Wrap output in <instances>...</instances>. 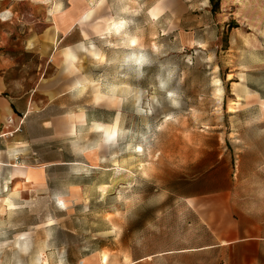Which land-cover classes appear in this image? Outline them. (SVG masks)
Wrapping results in <instances>:
<instances>
[{"label": "rangeland", "instance_id": "374dc122", "mask_svg": "<svg viewBox=\"0 0 264 264\" xmlns=\"http://www.w3.org/2000/svg\"><path fill=\"white\" fill-rule=\"evenodd\" d=\"M0 69L47 179L2 264H264L210 247L229 211L264 235V0H0Z\"/></svg>", "mask_w": 264, "mask_h": 264}, {"label": "crops", "instance_id": "0c3cea01", "mask_svg": "<svg viewBox=\"0 0 264 264\" xmlns=\"http://www.w3.org/2000/svg\"><path fill=\"white\" fill-rule=\"evenodd\" d=\"M13 88L11 71L0 69V249H5L11 243L13 185L16 183H19L20 187L27 186V184L42 185L47 180L43 167L24 166L21 157L19 162L13 164V154L21 155L24 151L26 143L21 139V128L35 106L31 93L11 95L9 92ZM28 174L29 178H27ZM230 214L231 211H229L227 234L216 235V226L213 225V244L210 247H228L241 260L245 259L243 251L246 250L247 254L253 257V251L261 250L264 245L261 226L253 222L251 224L252 233L249 234L247 230H242L238 226L236 219H232ZM247 236L252 241L245 239ZM240 249L242 252H239ZM0 264H2L1 260ZM241 264L248 263L242 261Z\"/></svg>", "mask_w": 264, "mask_h": 264}, {"label": "bare ground", "instance_id": "6f19581e", "mask_svg": "<svg viewBox=\"0 0 264 264\" xmlns=\"http://www.w3.org/2000/svg\"><path fill=\"white\" fill-rule=\"evenodd\" d=\"M116 125L117 124H115V126H113V128H111L110 125H106L105 126L104 133H105L106 140H110V139H113L115 137V135H116ZM104 262H106V259H104Z\"/></svg>", "mask_w": 264, "mask_h": 264}, {"label": "snow or ice", "instance_id": "6c2138e0", "mask_svg": "<svg viewBox=\"0 0 264 264\" xmlns=\"http://www.w3.org/2000/svg\"><path fill=\"white\" fill-rule=\"evenodd\" d=\"M61 206H63V205H61Z\"/></svg>", "mask_w": 264, "mask_h": 264}, {"label": "trees", "instance_id": "16d2710c", "mask_svg": "<svg viewBox=\"0 0 264 264\" xmlns=\"http://www.w3.org/2000/svg\"><path fill=\"white\" fill-rule=\"evenodd\" d=\"M212 2H213V0H212Z\"/></svg>", "mask_w": 264, "mask_h": 264}]
</instances>
